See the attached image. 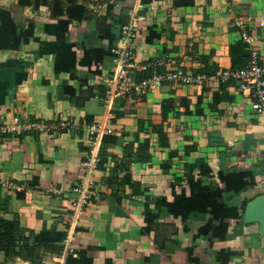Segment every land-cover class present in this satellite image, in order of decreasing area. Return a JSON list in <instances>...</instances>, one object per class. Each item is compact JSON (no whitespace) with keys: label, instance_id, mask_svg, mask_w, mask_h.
<instances>
[{"label":"crops","instance_id":"1","mask_svg":"<svg viewBox=\"0 0 264 264\" xmlns=\"http://www.w3.org/2000/svg\"><path fill=\"white\" fill-rule=\"evenodd\" d=\"M146 1L118 16L110 6L119 0H76L87 10L82 22L84 12L69 14L66 0H0L33 34L18 50H0V127L21 128L0 135V264H264L259 226L243 222L247 202L264 193V118L238 86L155 82L110 110L99 99L119 41L106 35L120 39L134 16L137 63L161 62L160 74L245 66L251 53L237 22L264 65V0ZM138 71L134 81L151 76ZM108 120L111 133L95 144L87 126ZM31 122L49 130H29ZM91 150L101 159L96 194L76 215L72 190ZM199 162L214 173L254 174L253 185L221 201L241 215L225 240L195 238L209 215L183 222L166 207L177 182L189 194Z\"/></svg>","mask_w":264,"mask_h":264},{"label":"built area","instance_id":"2","mask_svg":"<svg viewBox=\"0 0 264 264\" xmlns=\"http://www.w3.org/2000/svg\"><path fill=\"white\" fill-rule=\"evenodd\" d=\"M138 17L134 16L132 20L122 27L121 38L114 48V66L108 74L104 93L99 97L100 101L109 110L114 104L125 98H132V95L143 96L151 89L155 82H169L177 85H198L205 86L212 82L235 83L239 90L246 95L250 104L251 111L258 117L264 118V65L261 54L258 50L252 48L254 38L247 32L244 26L237 22L241 29L242 41L249 46L251 56L246 65L236 69H220L209 74L203 72H193L179 68L175 71H167L160 74L157 70L161 62H155L152 65L139 66L135 56V41L139 36L137 26ZM260 25L264 27V21ZM143 70L150 69L151 76L141 80H135L133 75ZM111 121L108 123L91 124L87 126L90 133V140L97 144L99 140L111 133ZM29 130L38 129L41 131L49 130L45 122H31ZM20 127L5 128L0 127V135L8 132H18ZM96 146L94 145L93 149ZM101 163L100 157L91 150L88 161L86 162L87 173L72 190L76 198L71 200V206L76 215L83 213L91 198L94 197L95 187L92 178V172L96 170ZM7 187H15L12 183H5Z\"/></svg>","mask_w":264,"mask_h":264},{"label":"trees","instance_id":"3","mask_svg":"<svg viewBox=\"0 0 264 264\" xmlns=\"http://www.w3.org/2000/svg\"><path fill=\"white\" fill-rule=\"evenodd\" d=\"M66 1L72 3L68 9L69 14L79 9L84 12L81 21L87 20V10L84 7L78 6L76 0ZM134 1L119 0V5L110 6V12L123 16L133 8ZM148 1L153 0L146 2ZM31 28L19 29L11 13L0 9V50H18L21 45L28 43L33 38ZM59 36L62 37L61 34ZM106 37L112 45L119 40L113 34L107 33ZM104 54L105 52L100 51L101 56ZM202 177L214 179L215 184L204 185ZM253 183L254 174L251 171L214 173L208 164L199 162L196 174L188 178L189 194L185 188H181L180 192H177L176 188L180 185V182H177V185L173 186L174 201L166 202V207L172 215L181 217L183 222L189 221L191 215L195 213L209 215V221L199 227L195 238L201 236L225 240L233 236L235 228L238 226V220H241V215L238 207L228 203L229 199L224 203L221 201L225 199V195L226 199L239 195ZM221 185L224 186V189L221 188Z\"/></svg>","mask_w":264,"mask_h":264},{"label":"water","instance_id":"4","mask_svg":"<svg viewBox=\"0 0 264 264\" xmlns=\"http://www.w3.org/2000/svg\"><path fill=\"white\" fill-rule=\"evenodd\" d=\"M243 222L246 225H258L264 238V193L247 202L243 212Z\"/></svg>","mask_w":264,"mask_h":264}]
</instances>
